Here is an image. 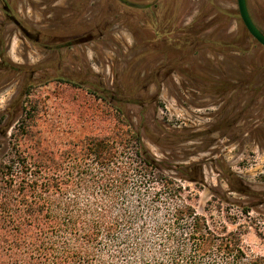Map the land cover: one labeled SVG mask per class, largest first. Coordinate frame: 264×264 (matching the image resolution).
<instances>
[{
    "label": "rangeland",
    "instance_id": "obj_1",
    "mask_svg": "<svg viewBox=\"0 0 264 264\" xmlns=\"http://www.w3.org/2000/svg\"><path fill=\"white\" fill-rule=\"evenodd\" d=\"M143 1L151 5V0ZM246 1L252 19L264 33V0ZM8 2L22 19L38 28H46L48 32L55 27L59 33L85 31L92 19L101 13L114 21L104 40L74 46L65 53L63 68L72 74L78 73V77L73 76L84 81L81 86L59 83L46 76L47 80L31 87L14 108L7 110L17 95L18 80L13 71H0V159L10 148L11 136L21 120L24 107L35 115L28 122L36 125L42 137L52 141L57 148L85 135H104L131 125L139 130L148 151L169 167V174L179 173L184 177L175 181L188 189L186 193H190L199 213L206 214L209 202L216 205L219 199H225L223 205H227L225 201L242 202L250 207L249 219L264 230V47L237 30L240 18L236 0H191L188 4L191 14L181 22L186 24L199 10L201 16L214 13L216 8L233 14L229 24L238 49H234V54H227L228 58H224V55L215 53L219 49L217 43L207 44L202 46L200 55L192 56L191 61H197L196 64L193 61L189 65H179L180 71L196 65L201 76L230 83L229 90L227 88L223 94H218L217 90L212 93L204 88L203 82L194 83L180 72L163 78L164 70L156 68L160 66V58L138 57L144 48L129 53L133 44L148 37L145 8L133 10L135 16L122 8L125 13L119 20L114 17L120 14V8L113 0ZM168 3L169 0H158L155 5L164 13ZM209 17L205 16V19L209 21ZM204 25L202 22L199 26L203 28ZM210 34L216 39L224 32L218 36L216 32ZM5 50L10 60L17 63H48L52 58L50 53L24 40L12 24L8 26ZM135 55L137 59L132 61ZM52 71L46 73L53 74ZM117 72L118 76L115 75ZM152 73L156 76L154 82L145 89L143 85L139 86L141 91L137 95L146 101L142 106L125 99L114 102L113 106L88 91L94 89L101 93L104 88L114 91L117 77L118 83L129 89L133 79L136 81L138 77ZM252 73V80H249L247 75ZM91 83L96 87L92 88ZM125 98L130 97L126 95ZM113 107L125 110V121L118 117ZM227 169L241 178L249 195L228 192L229 186L223 177ZM131 184L149 194L161 188L156 176L148 181L133 179ZM254 192L261 194L250 195ZM260 199L263 200L261 203ZM159 201L162 207L173 204L168 198ZM147 232L152 235L149 227ZM243 243L249 254L264 252V241L253 228L244 234Z\"/></svg>",
    "mask_w": 264,
    "mask_h": 264
},
{
    "label": "trees",
    "instance_id": "obj_2",
    "mask_svg": "<svg viewBox=\"0 0 264 264\" xmlns=\"http://www.w3.org/2000/svg\"><path fill=\"white\" fill-rule=\"evenodd\" d=\"M34 116L24 107L0 159V264H264V252L243 243L252 228L264 241L250 207L219 199L199 213L175 181L184 177L169 174L130 124L57 148L28 122ZM154 176L161 188L152 194L131 184ZM223 177L228 192L249 194L234 172Z\"/></svg>",
    "mask_w": 264,
    "mask_h": 264
},
{
    "label": "flooded vegetation",
    "instance_id": "obj_3",
    "mask_svg": "<svg viewBox=\"0 0 264 264\" xmlns=\"http://www.w3.org/2000/svg\"><path fill=\"white\" fill-rule=\"evenodd\" d=\"M113 1L116 3V6L120 8V14L115 15V19L121 20V17H123L124 14L122 15V13L124 10L122 8L130 10L129 14L131 16H135L133 10L138 7L145 8L148 12L146 21L147 30L149 33L147 35L148 37L139 44H133L129 50V53H135L139 48H144V51L142 52L143 54L138 56L139 58H153L154 56L160 58V66L156 68L158 70H164L165 73L163 78H165V76H171L174 72H180L184 77L194 83H196L198 80L201 81V83L203 82L204 88L212 91V93L213 90H217L218 94H223L227 88L229 90V87L231 86L230 83L226 81L220 83L211 77L201 76L196 71V65H194V67H187L183 71H180L179 69L180 64L189 65L191 62H193L194 60L191 61L192 56L197 53L200 55L202 52V46L205 45L206 47L207 44L217 43L219 49L215 53L217 55H224V58H228L227 54H234V47H236L234 45L235 36L234 33L230 31L229 24L233 20L234 16L228 12V10L222 11V9L216 8L214 13L206 14L204 16H201L199 10L190 21L186 22V24H182L181 22H184L185 17H188L191 14V8L188 7V4L190 5L191 0H169L168 8L164 13H161L160 10L157 9V5H155L158 4V0H151V5L143 0H139L143 1V3H139L138 0ZM209 2L211 5H213L212 1ZM208 15L210 16L209 21L205 19V16ZM100 16L97 18L94 17V19H92V21L88 24V28L85 31L74 32L71 30L64 33L61 31V33H59L60 30L58 27H55L51 28L48 32V29L38 28L22 19L14 12L8 0H0V71H13L15 73L16 79L18 80L17 95L15 99H13L6 107L7 110L12 107L14 108V106L21 101L22 97L27 94L31 87L35 86L39 82H42L43 80H47L46 76L49 77V80H56V82L59 83L68 84L67 81H71L76 83L77 86L84 84L83 80H76L74 78V76L78 77V73L72 74L71 71L67 72L63 68L65 65V53H67V50H70L71 47L80 46L89 42L99 43L100 40H104L106 32L112 26L111 23L114 20L110 21V19L103 13H101ZM126 19L129 18L126 17ZM202 22L205 23L203 28L200 27ZM9 24H12L16 27L24 40H27L40 50L50 53V56H52V58L49 59L50 61H48V63H45L47 61H40L33 64L24 62L17 63L11 61L5 50L6 35ZM257 27L260 29L258 25ZM237 30L241 33H245L248 39L251 38L253 41H256L245 28L241 18L239 29L237 28ZM211 32H216L217 36L224 32L225 36L223 35L222 37H216L215 39V37H212L210 34ZM261 46L264 47L263 45ZM216 54L213 53L214 56ZM136 57L137 56L135 55V57H132L131 60L134 61L137 59ZM193 63L196 64L197 61H194ZM47 70H53V74L46 73ZM115 75L118 76L119 73L117 72ZM252 76L253 73L251 75L248 74L247 78L252 80ZM41 77L45 78L40 79ZM155 77L156 76H154L152 73L150 76L138 77L136 81L133 79L129 89L126 88L127 85H120L118 83L119 78L117 77L114 91L105 90V88L101 90V93L95 91L94 89H88V91L95 96L98 95L100 97H109V101L112 104L120 99H125L128 100V103L129 100H131L132 104L134 103L142 106L146 101H142L137 95L138 92L141 91L139 86L143 85L142 88L145 89L152 82H154ZM91 87L95 88L96 85L91 83ZM126 95H128L130 98L126 99ZM150 100L151 97H149L148 101L150 102ZM136 131L140 135L139 130ZM163 163L165 164V162ZM237 185L238 187H245L243 182H238ZM260 194L261 193H250V195L255 196ZM262 201L263 200L260 199L259 203Z\"/></svg>",
    "mask_w": 264,
    "mask_h": 264
},
{
    "label": "water",
    "instance_id": "obj_4",
    "mask_svg": "<svg viewBox=\"0 0 264 264\" xmlns=\"http://www.w3.org/2000/svg\"><path fill=\"white\" fill-rule=\"evenodd\" d=\"M238 13L243 22L245 28L250 33V35L261 45L264 46V33L257 27L253 21L247 6L246 0H236Z\"/></svg>",
    "mask_w": 264,
    "mask_h": 264
}]
</instances>
